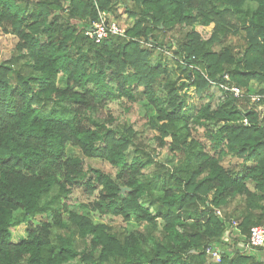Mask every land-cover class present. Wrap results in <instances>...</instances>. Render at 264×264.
Returning <instances> with one entry per match:
<instances>
[{
	"label": "trees",
	"instance_id": "16d2710c",
	"mask_svg": "<svg viewBox=\"0 0 264 264\" xmlns=\"http://www.w3.org/2000/svg\"><path fill=\"white\" fill-rule=\"evenodd\" d=\"M118 5L134 25L96 43L86 31ZM0 29L18 39L0 64V264H264L242 249L264 225V0H0ZM79 191L117 223L71 211Z\"/></svg>",
	"mask_w": 264,
	"mask_h": 264
},
{
	"label": "rangeland",
	"instance_id": "374dc122",
	"mask_svg": "<svg viewBox=\"0 0 264 264\" xmlns=\"http://www.w3.org/2000/svg\"><path fill=\"white\" fill-rule=\"evenodd\" d=\"M56 2H60L61 0H55ZM118 9L120 10L119 14H120V19H116L114 16L109 15L110 21H115L119 24L120 27H122L125 31L128 28H132V26L134 25V20L131 18H128L124 12H123V8L121 7V5H118ZM199 32L203 35L204 38H208L209 37V28L207 29H198ZM18 43V39L13 36V35H6L4 34L1 29H0V64L10 61L16 54V45ZM217 50H219V48H217ZM170 57H172L173 59H175V62H170L169 66L171 68H176L179 65H182L183 62L181 60H179L178 58H174L171 53L169 54ZM193 59H195V57H193ZM179 64V65H178ZM173 73V71H171ZM59 86L61 88H66V77L61 76L59 79ZM215 99H213V104L214 106H216L215 104H218L220 102V92L219 90L215 89ZM191 98L188 100V104L189 107H192L193 109L199 108L200 105L202 103H204V99L196 96L194 94V92H191ZM144 104L139 105L137 107H135L133 109V111L128 114V116L125 118V120L130 124L133 123L135 124V128L136 129H140L141 126H143L145 124V117L143 116L145 109H144ZM192 109V112L194 111ZM148 110V117L153 116L154 112L152 111L153 109L147 108ZM112 112L114 114V116H118L121 109L120 106L118 105L117 102H111L108 107H103L101 108L98 112L97 115L99 117H106L108 115V112ZM69 154L71 155H75V153L73 151H69ZM160 160L162 162H169L171 160V156H168L167 151L163 150L161 152V155L159 156ZM83 159H85V161L90 164L93 168H98L103 170L104 172H107L109 174H111L113 177L116 176L117 171L116 169L112 168L109 164L104 163L100 160H88L85 157H82ZM169 160V161H168ZM241 161L237 162L236 160H233L231 162H226L225 165L229 168H235V170H242V167L240 165ZM250 187L253 188L254 184L253 183H249ZM90 201V198L87 197V195L83 192H76L74 194L73 199H71V207L70 210L71 211H76L79 214H83L88 216L89 218H91L95 223L98 224H102V223H106V224H114V218L112 217H105V216H101L98 213H94L91 210H89L87 208V206L85 204H87ZM64 222L69 224V218L67 216V214L64 215ZM115 223H117V220H115ZM128 227L133 230L136 228V224L135 223H129ZM27 231H28V226L27 224H22L21 226L13 229L12 233H13V242H19L21 239L25 238L27 236Z\"/></svg>",
	"mask_w": 264,
	"mask_h": 264
},
{
	"label": "built area",
	"instance_id": "2783aa9c",
	"mask_svg": "<svg viewBox=\"0 0 264 264\" xmlns=\"http://www.w3.org/2000/svg\"><path fill=\"white\" fill-rule=\"evenodd\" d=\"M99 16V20L92 22L90 29L86 31V34L96 43H100L110 36H125V30L120 27L117 22L110 21L108 14L101 12ZM193 69L196 68L194 67ZM226 78L228 79V77ZM221 88L233 94L236 98L241 97L243 94L242 90L238 87L221 85ZM262 97L263 96L261 95L252 96V102L260 103L263 99ZM244 124L247 125L248 121L245 120ZM216 212L218 215H221L220 210H217ZM234 226H237V223L234 222ZM226 241H228V238ZM260 248H264V225L252 227L247 242L244 246L242 245L243 251L247 253L250 251H257ZM206 255L211 257L217 263H220L222 259V247L209 246L206 248Z\"/></svg>",
	"mask_w": 264,
	"mask_h": 264
},
{
	"label": "crops",
	"instance_id": "0c3cea01",
	"mask_svg": "<svg viewBox=\"0 0 264 264\" xmlns=\"http://www.w3.org/2000/svg\"><path fill=\"white\" fill-rule=\"evenodd\" d=\"M227 237H228V235H227V233H226V234L224 235V238L227 239Z\"/></svg>",
	"mask_w": 264,
	"mask_h": 264
},
{
	"label": "water",
	"instance_id": "95a60500",
	"mask_svg": "<svg viewBox=\"0 0 264 264\" xmlns=\"http://www.w3.org/2000/svg\"><path fill=\"white\" fill-rule=\"evenodd\" d=\"M127 189L126 188H122V192H125Z\"/></svg>",
	"mask_w": 264,
	"mask_h": 264
}]
</instances>
